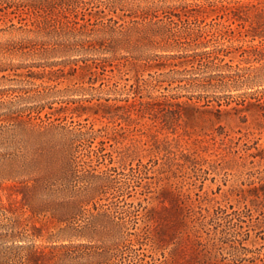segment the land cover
<instances>
[{
  "label": "rangeland",
  "instance_id": "374dc122",
  "mask_svg": "<svg viewBox=\"0 0 264 264\" xmlns=\"http://www.w3.org/2000/svg\"><path fill=\"white\" fill-rule=\"evenodd\" d=\"M0 247L264 264V0H4Z\"/></svg>",
  "mask_w": 264,
  "mask_h": 264
},
{
  "label": "trees",
  "instance_id": "16d2710c",
  "mask_svg": "<svg viewBox=\"0 0 264 264\" xmlns=\"http://www.w3.org/2000/svg\"><path fill=\"white\" fill-rule=\"evenodd\" d=\"M1 1L3 2L4 0H0V4L2 3ZM68 5H70V3H68ZM182 24L183 25L181 27L177 26L178 29L173 32V36L174 37L180 36V38H184V39H188V40L192 39V41L194 42L193 44H196V46L198 44H200L196 41L201 35L199 33H197L195 31V29L192 27L191 22L189 21V18L185 19ZM170 44H171V42H170ZM172 47H178V46L174 45ZM178 51H180L179 48H178ZM169 55L171 56V58H186V60L180 62L181 64L182 63L183 64L193 63L194 60L192 61L191 58H194L201 67H203V66H206V67L209 66L210 67L212 65L210 63H214L213 59L215 58L212 56V51H208V50H204L202 52L195 51L193 53H184V52L183 53L182 52L181 53H173V54H169ZM157 56L159 57V55H157ZM197 80H200V79H197ZM194 85L201 87V85H204V83L194 82ZM219 105H222V104L219 102ZM75 163H76V160L72 157L69 159H65V165L70 166L71 173L73 172L72 170H75V168H74ZM73 181H74L73 178L72 179L65 178L64 182L60 183L62 185L61 190H63L65 186L67 188H71V190H73V189L74 190H81L80 187L77 188V185ZM37 184H39V183H37ZM85 188L93 189L91 186L89 187L88 185ZM28 207L30 208V210L32 212H34L33 207L30 204H28ZM68 261L63 260L62 262H59L58 264H74L73 261L70 263H68ZM0 264H32V262H31V259L28 258V256H25V257L24 256H18L15 253H13V251L10 250V247H0ZM35 264H39V263L35 262Z\"/></svg>",
  "mask_w": 264,
  "mask_h": 264
}]
</instances>
